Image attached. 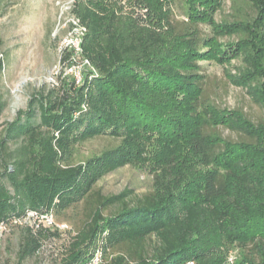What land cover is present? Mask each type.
I'll list each match as a JSON object with an SVG mask.
<instances>
[{"label": "trees", "instance_id": "trees-1", "mask_svg": "<svg viewBox=\"0 0 264 264\" xmlns=\"http://www.w3.org/2000/svg\"><path fill=\"white\" fill-rule=\"evenodd\" d=\"M149 1L158 26L138 29L122 26L103 0L74 6L86 28L79 57L94 76L80 85L59 79L41 87L0 139V223L21 230L18 264L57 236L40 215L87 199L93 202L88 220L55 264H86L90 247L105 253L99 264H223L202 245L221 234L264 261V117L253 122L202 98L198 60L208 55L202 48L213 36L200 35L196 23L205 19L219 32L214 14L222 0H181L189 17L183 26L172 21L174 0ZM249 1L254 16L235 27L246 34L233 54L244 67L229 80L264 111V0ZM71 56L61 49L64 66ZM217 125L246 139L224 138L213 131ZM153 132L163 137L153 167L166 179L161 187L132 196L95 191L105 175L145 160L146 134ZM98 136L120 141L81 163L67 162L75 145ZM25 218L30 223H21Z\"/></svg>", "mask_w": 264, "mask_h": 264}, {"label": "rangeland", "instance_id": "rangeland-1", "mask_svg": "<svg viewBox=\"0 0 264 264\" xmlns=\"http://www.w3.org/2000/svg\"><path fill=\"white\" fill-rule=\"evenodd\" d=\"M86 1L0 0V139L4 137L8 124L15 120L18 112L27 110V103L32 94L41 87L50 88L57 84L59 79H73L76 85H80L84 78L88 79V68L83 67L78 74L80 81L76 83L75 64L64 66L60 61L61 42L72 30L71 19L76 17L73 8L81 7ZM103 1L118 14L122 26L131 23L138 29L157 25L156 15L149 0ZM170 7L173 23L183 26L185 22H189L188 8L181 0H174ZM253 16L254 11L249 0H222L214 14L219 32L211 29V25L204 22L205 19L198 21L196 27L200 35L213 36L210 45L202 48L208 55L198 60V71L203 76L202 98L219 108L240 110L256 122L264 117L263 108L251 98L245 88L229 80L230 76H236L244 67L243 59L233 54L237 49L236 42L245 38L246 34L235 27L241 29L242 26L238 22L250 20ZM218 56L222 58L218 59ZM261 81L260 79L258 82ZM24 115L22 117H25ZM34 119L38 120V110ZM213 129L224 138L246 139L244 135L231 131L224 125H217ZM146 137L145 160L128 164L105 175L96 183L95 191L102 196H109L128 190V195L132 196L161 187L160 184L166 179L156 176L157 170L153 167L163 137L158 132L147 133ZM119 141L109 136L89 139L75 145L66 155V160L73 164L81 163ZM6 143L10 148L15 146L12 141ZM2 165L4 163L0 159V169ZM92 207L93 202L87 199L52 213L51 228L57 231V236L44 240L40 250L26 257L22 264L59 262L74 235L88 220ZM114 209L115 207L102 208V213L107 215ZM26 221L30 223L31 220L25 218L21 223ZM20 241L19 227L8 225L6 230L0 232V264H18ZM202 245L207 257H220L223 264H264L259 254L250 255L247 251L243 252L238 245L228 242L222 234L209 238L207 243L203 242ZM87 250H90L91 256L86 264H99L102 261L104 252L96 247ZM111 252L112 250L108 249L106 254ZM244 253L248 257H245Z\"/></svg>", "mask_w": 264, "mask_h": 264}, {"label": "built area", "instance_id": "built-area-1", "mask_svg": "<svg viewBox=\"0 0 264 264\" xmlns=\"http://www.w3.org/2000/svg\"><path fill=\"white\" fill-rule=\"evenodd\" d=\"M71 22H72V30L62 40L61 49L65 48V49H69L72 51L71 63L75 64L74 68L76 69V70H74L75 71L74 73L76 75L75 76V82L79 83L80 78H79L78 74H79V71L81 68L87 67V68H90V70L92 71V73L90 72L89 75L87 76L88 80H90L94 76V72H93L94 69L90 66L87 59H81L80 60V57H79L81 54V51H82L80 43H81L83 36L86 32V28L81 25L80 21L76 17L72 18ZM51 215H52V213L40 215L39 220L47 226H52L53 221L51 219ZM30 216L36 217V214L34 212H29L28 217H30ZM14 222L16 223L17 221L15 220ZM18 223H20V221H18ZM6 228H7L6 224L0 223V232L2 230H6ZM189 263L192 264V262H189Z\"/></svg>", "mask_w": 264, "mask_h": 264}]
</instances>
